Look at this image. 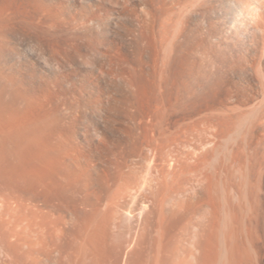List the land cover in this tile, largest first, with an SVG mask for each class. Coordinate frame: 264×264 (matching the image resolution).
I'll return each instance as SVG.
<instances>
[{
    "label": "bare ground",
    "instance_id": "obj_1",
    "mask_svg": "<svg viewBox=\"0 0 264 264\" xmlns=\"http://www.w3.org/2000/svg\"><path fill=\"white\" fill-rule=\"evenodd\" d=\"M182 4L0 0V169H10V178L13 174V179L31 184L34 197L37 193L56 201L72 195L95 207L91 196L119 190L133 175L140 152L157 156L152 147L157 131L163 130L167 135L161 151L166 150L171 168L173 234L182 220L183 229L194 225L195 240H220L224 221L222 240L236 239L235 233L244 229L240 224L250 217L247 212L264 211V71L258 76L249 68V78H244L247 72L242 70L238 80L228 75L242 62L253 67L264 60V31L237 20L225 0ZM177 16L180 26L172 33ZM74 28L96 58L113 59L125 77L121 83L88 78L85 68L101 67L98 59L87 63L77 51L56 57V46ZM171 33L194 50L215 47L220 58L215 85L201 90L182 111L170 110L172 75L175 79L183 73L195 53L189 49L188 60L174 54L176 69L164 63L162 45ZM29 40L39 42L31 53L26 51ZM45 59L52 68L44 65ZM227 86L230 90H216ZM93 210L86 211L87 219Z\"/></svg>",
    "mask_w": 264,
    "mask_h": 264
},
{
    "label": "rangeland",
    "instance_id": "obj_2",
    "mask_svg": "<svg viewBox=\"0 0 264 264\" xmlns=\"http://www.w3.org/2000/svg\"><path fill=\"white\" fill-rule=\"evenodd\" d=\"M182 1L183 7L185 0ZM176 19L177 24L173 23L174 31H178L177 27L181 22L178 16ZM74 29L65 43L60 42L56 46V57L61 59L67 52L77 51L85 59L82 56L80 58L87 63L101 61V67L97 65L85 68L88 78L99 77L108 81L113 79L121 83L120 78L125 77L118 74L117 66L112 64L113 59L105 55L96 58L97 55L87 49V40L78 28ZM173 30L171 32L176 33ZM171 34L167 35L168 39L164 37L165 43L163 42V49L161 48V60L163 58L164 63L169 62L176 69L178 67H174L177 64L174 54H178L177 58L183 56L185 59L189 49L195 53L181 70L183 73L177 74L179 77L175 75L174 79L172 75L170 110L182 111L186 103L200 94L201 90L206 91L215 85L220 58L215 47H206L203 51L200 48H197L200 51L194 50L189 43L181 40V35L176 34L181 37L179 40L175 34L176 37ZM123 51L125 50H122V53H125ZM204 51L205 53H202ZM248 69L251 74L261 75L264 71V60L253 67L242 62L228 77L238 80L244 70L247 72L244 78H249ZM78 70L81 69L78 67ZM78 78L83 77L79 75ZM223 88L216 87V90L219 93L222 90H230V86ZM164 127L168 128V125ZM166 135V131H157V142L152 147L155 151L158 150L157 156L153 158L145 152H140L133 165V175L119 190L116 187L109 195L100 198L91 196L95 207L83 203L82 197L72 195L60 196L58 200L56 198L57 202L55 198L42 199L37 193L34 197L35 190L33 193L32 188H29L31 184L21 180L26 184L25 187H28L29 193L32 192L29 194L17 177L13 179L12 174L10 178V169H5L6 172L0 169V175L3 173V176H0V182L3 183V186L0 184V264H264V211L259 209L255 213L247 212L250 217L253 213V217L250 218L246 214L251 220L246 218L247 221L245 219L240 224L245 230L240 227V236L235 233V238L239 240H222L225 233L224 221L220 225V240H195L194 225L188 226L187 230L183 229L185 222L182 220L178 221L181 224H177V230H174L177 238L174 237L173 240L175 234L172 232L174 228L172 220L170 223L169 214L171 168L166 150L161 151L166 145ZM3 167L4 165L1 168ZM179 178L182 179L180 171ZM255 183L256 181L252 180V184ZM18 186L22 191L25 189L26 193L19 194L21 190ZM13 187L16 191L12 190ZM52 200L54 201L51 202ZM255 200H251L253 207ZM88 209H94V215L87 219L89 213L86 217L85 213ZM86 228L91 231L87 232ZM183 233L186 236L182 235ZM243 237L244 240H241Z\"/></svg>",
    "mask_w": 264,
    "mask_h": 264
},
{
    "label": "clouds",
    "instance_id": "obj_3",
    "mask_svg": "<svg viewBox=\"0 0 264 264\" xmlns=\"http://www.w3.org/2000/svg\"><path fill=\"white\" fill-rule=\"evenodd\" d=\"M226 7L232 11L237 20H245L253 28L264 31V0H225ZM24 40V37H21ZM38 41H27V52H32L34 47H38ZM47 68H52L47 59L43 60ZM56 71L60 70L59 62L56 61Z\"/></svg>",
    "mask_w": 264,
    "mask_h": 264
}]
</instances>
